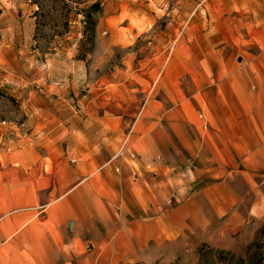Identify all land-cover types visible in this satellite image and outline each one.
I'll return each instance as SVG.
<instances>
[{"label": "crops", "instance_id": "1", "mask_svg": "<svg viewBox=\"0 0 264 264\" xmlns=\"http://www.w3.org/2000/svg\"><path fill=\"white\" fill-rule=\"evenodd\" d=\"M223 28L201 52L183 38L152 97L148 78L111 100L62 89L32 102L28 132L8 139L0 126V264H170L201 243L252 239L264 222V31Z\"/></svg>", "mask_w": 264, "mask_h": 264}, {"label": "rangeland", "instance_id": "2", "mask_svg": "<svg viewBox=\"0 0 264 264\" xmlns=\"http://www.w3.org/2000/svg\"><path fill=\"white\" fill-rule=\"evenodd\" d=\"M132 22L144 25L139 34H128ZM223 27L232 36L264 31V0H0V126L8 139L28 132L32 102L62 89L75 101L111 100L116 85L148 78L152 97L176 47L190 45L183 38L201 52ZM256 234L264 244V222L249 241L204 244L239 256ZM197 262L196 249L170 264Z\"/></svg>", "mask_w": 264, "mask_h": 264}, {"label": "trees", "instance_id": "3", "mask_svg": "<svg viewBox=\"0 0 264 264\" xmlns=\"http://www.w3.org/2000/svg\"><path fill=\"white\" fill-rule=\"evenodd\" d=\"M256 234L243 255L237 256L231 251L215 249L202 243L197 248V264H264V244L258 245Z\"/></svg>", "mask_w": 264, "mask_h": 264}, {"label": "built area", "instance_id": "4", "mask_svg": "<svg viewBox=\"0 0 264 264\" xmlns=\"http://www.w3.org/2000/svg\"><path fill=\"white\" fill-rule=\"evenodd\" d=\"M128 140H129V137L127 136L125 138V140L123 141V143L121 144V146H120V148H119V150H118V152L116 154V157L121 158L122 156L125 155L126 149H127Z\"/></svg>", "mask_w": 264, "mask_h": 264}]
</instances>
